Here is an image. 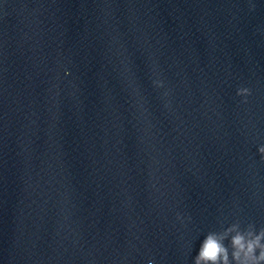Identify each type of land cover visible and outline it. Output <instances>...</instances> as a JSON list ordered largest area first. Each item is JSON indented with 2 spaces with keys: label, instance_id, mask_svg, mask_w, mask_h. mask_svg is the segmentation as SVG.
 I'll return each mask as SVG.
<instances>
[{
  "label": "water",
  "instance_id": "obj_1",
  "mask_svg": "<svg viewBox=\"0 0 264 264\" xmlns=\"http://www.w3.org/2000/svg\"><path fill=\"white\" fill-rule=\"evenodd\" d=\"M233 223L145 0H0V264H194Z\"/></svg>",
  "mask_w": 264,
  "mask_h": 264
},
{
  "label": "clouds",
  "instance_id": "obj_2",
  "mask_svg": "<svg viewBox=\"0 0 264 264\" xmlns=\"http://www.w3.org/2000/svg\"><path fill=\"white\" fill-rule=\"evenodd\" d=\"M157 86L162 87L163 82L158 81ZM237 95L244 97L246 103L251 90L239 88ZM257 151L264 159V145L258 146ZM148 264L154 261L149 260ZM194 264H264V228L257 231L253 224L242 228L237 222L222 231L208 232L194 257Z\"/></svg>",
  "mask_w": 264,
  "mask_h": 264
}]
</instances>
